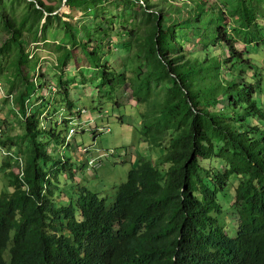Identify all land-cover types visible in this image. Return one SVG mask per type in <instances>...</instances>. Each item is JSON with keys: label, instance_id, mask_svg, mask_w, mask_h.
<instances>
[{"label": "trees", "instance_id": "16d2710c", "mask_svg": "<svg viewBox=\"0 0 264 264\" xmlns=\"http://www.w3.org/2000/svg\"><path fill=\"white\" fill-rule=\"evenodd\" d=\"M119 1L112 14L100 7V0H65L68 14L52 15L62 2L51 6L43 0H0V33L5 35L0 85L10 97L5 116L10 114L19 128L10 136L4 122L0 124V173L5 181L0 191V264H264V129L258 125L264 111L256 100L261 79L243 67V62L251 64L244 58L247 47L262 41L254 17L258 11L264 15V0L231 6L244 51L226 32L230 18L223 11L195 37L185 38L165 33L159 6L152 11L142 0ZM75 9L83 12L79 21H72ZM123 13L127 16L117 25L122 29L138 17L143 21L141 41L131 30L121 34L136 39L133 50L129 41L109 44L110 33L120 35L111 26ZM52 27L61 38L47 45ZM239 30L232 29L234 34ZM193 38H199L201 60H190L180 50L181 43ZM37 43L63 58L72 49L80 50L98 85L107 88L104 97L115 105L117 95L129 88L124 72L134 73L128 94L144 105L139 131L150 153L134 160L126 180L115 185L110 204L78 183L81 167L61 155L71 140L61 146L59 159H53L51 146L64 142L77 109L69 83L84 86L87 78L54 74L55 91L49 95L46 77H31L38 56L26 48ZM216 47L227 56L221 50L214 54ZM109 48L121 50L122 56L113 58ZM57 56L55 65L60 67L67 60L60 62ZM42 87L44 97L38 95ZM154 148L162 151L157 163L151 159ZM230 185L238 215L232 233L220 222L223 207L218 201Z\"/></svg>", "mask_w": 264, "mask_h": 264}, {"label": "rangeland", "instance_id": "374dc122", "mask_svg": "<svg viewBox=\"0 0 264 264\" xmlns=\"http://www.w3.org/2000/svg\"><path fill=\"white\" fill-rule=\"evenodd\" d=\"M47 5H55L58 1L62 0H43ZM97 4L100 7H104L107 11H110L112 14L117 12L118 4L122 3L119 0H100ZM145 4L148 3L152 11H155L156 6H159L158 10L161 14L162 25L167 27L165 33L174 35V32L177 36L183 35L185 38L188 35L195 37L196 32L204 27L205 24L209 23L210 20L220 17L219 11H223L224 16L229 17L226 19L225 30L229 35H233L236 38V46L240 47L244 51V44L241 43L240 31L238 23L234 18V14L231 13V6L240 4L241 0H142ZM190 7L186 8L184 4L190 2ZM214 3L217 7L216 11L212 12L214 7H209V4ZM16 5V4H14ZM182 5V6H181ZM18 9L21 6H16ZM205 8V10H203ZM223 8V10H222ZM137 7L134 8L136 10ZM147 9V8H146ZM212 11H211V10ZM218 11V12H217ZM68 14L67 7L60 6L53 14ZM83 12L79 9H75L73 12L72 21H79ZM46 15V14H44ZM198 15V16H197ZM124 16H127L125 13L118 15L116 19L118 21L114 22L111 28L118 27L120 20ZM197 16L198 21H195ZM66 18H63L65 20ZM255 23L259 28L258 34L262 36V41H258L257 45L254 47H247V53L244 58H249L251 62L250 65L243 62V67L247 74L257 77H260V87L256 93V100L259 107L264 111V15L262 11H258L255 14ZM66 21V20H65ZM143 21L138 17V19L130 21L125 29L118 27L120 35L116 38L114 33H110L109 44L113 47H116L117 44L124 41H129L131 50L136 46V39L133 37L122 36L125 30H131L134 32V38H139V41L145 35L144 26L141 24ZM48 32L46 37L47 45H56L59 43L61 38L60 32L53 30ZM239 30V33L234 34L232 31ZM252 35L256 34L254 29L251 30ZM26 35V34H25ZM5 39V35L0 33V44ZM198 39L193 38L190 43H181L180 50L187 56L188 59L192 60L196 58L201 60L203 51L198 46ZM25 41V40H24ZM63 43V42H62ZM38 45V46H35ZM258 46V47H257ZM38 47V48H35ZM69 47V45L67 46ZM111 56L115 58L116 56H122L123 52L121 50L111 49ZM135 50V49H134ZM214 54H219L222 52V57L227 56V51L223 49L215 48ZM221 50V52H220ZM26 51L30 53H35L38 56V59L35 64V73L31 76L33 79L39 74L43 75V79L50 83V87L47 89L49 95L51 92L55 91L53 81L56 79V75L59 72L62 77L74 78V80L79 79L80 75L87 78L83 83H69L68 91L70 99L72 100L74 107L77 108L74 110V115L72 117L73 122L70 126V131L67 132L64 142L56 141L53 142L51 146V151L53 152V159L57 160L60 157L58 151L62 152L61 146L66 147L68 142L71 140L72 145L64 149V152L61 155L65 158L73 159V165L76 167H81V170L76 174L77 181L79 184L86 186L90 190L97 192L100 196L106 197L107 204H110L113 201L115 194V185L126 180L127 171L133 163V158H139L143 156L148 158L150 151L147 149V144L140 138V118L139 111L143 109V104H136V100L130 98L129 88V78L134 76V73L131 71H125L124 75L126 76V86L129 88L124 89L121 94L117 95L119 103L115 105L113 101H107L104 97L106 92H103L106 87H100L98 85L99 80L94 74V71L90 68V63L86 62L85 59L81 57L80 50H70L66 53V56L63 58L62 53L58 54L46 47H43L41 43L30 44L26 48ZM53 52V53H52ZM58 55V56H57ZM56 56L60 62L63 60L64 64L60 67H57ZM89 66L88 68L86 66ZM251 66V67H250ZM226 71L223 67L222 72ZM89 78L90 76H92ZM225 75V73H224ZM73 76V77H72ZM255 78V77H253ZM76 82V81H75ZM1 84V83H0ZM46 90L44 87L38 92L39 96H45ZM102 94L103 97H99ZM38 96V97H39ZM33 97H36L35 95ZM101 98V99H100ZM6 99V101H5ZM10 97L5 96L3 88L0 85V124L4 122V129L14 136L19 133V128L17 127L16 120L9 114L5 116L6 113H9L7 110L11 107L9 104ZM221 101L224 102V99L221 98ZM38 102V99L35 100V103ZM227 102V100H226ZM101 108H97V107ZM63 108V105H62ZM78 110V112H76ZM98 110H101L102 114ZM218 110V109H217ZM44 114H39L40 118H43ZM63 117H59V121ZM247 120H249L247 118ZM258 125L261 129H264V118L258 120ZM96 127H102L100 131H96ZM82 129V130H81ZM92 131H95L92 132ZM95 134V135H94ZM155 153L151 158L153 162L157 163L158 158L161 155L162 151L160 148H154ZM7 154V151H4ZM4 154V155H6ZM71 154V155H70ZM2 154L0 153V158ZM97 157L95 159V165L92 168L88 167V159L90 157ZM79 159V160H75ZM132 158V160H131ZM97 168V169H96ZM96 169V170H95ZM18 171V168H15V172ZM3 176L0 173V191L5 187V181L1 177ZM85 176V177H84ZM82 179V180H81ZM236 180L232 181V184ZM72 185V183H71ZM70 185V186H71ZM69 187L68 191L71 194V190L74 187ZM232 198V185L226 190V194L219 193L218 201L223 207V213L220 216V222L223 226H226L227 232L232 233L238 225V215L234 210V206L231 204Z\"/></svg>", "mask_w": 264, "mask_h": 264}, {"label": "built area", "instance_id": "2783aa9c", "mask_svg": "<svg viewBox=\"0 0 264 264\" xmlns=\"http://www.w3.org/2000/svg\"><path fill=\"white\" fill-rule=\"evenodd\" d=\"M70 129H71V127L69 128V131H70ZM94 165H95V159L94 158H91L90 161H89V167H88V169L91 168V167H94Z\"/></svg>", "mask_w": 264, "mask_h": 264}, {"label": "water", "instance_id": "95a60500", "mask_svg": "<svg viewBox=\"0 0 264 264\" xmlns=\"http://www.w3.org/2000/svg\"><path fill=\"white\" fill-rule=\"evenodd\" d=\"M64 2H65V0H62V4H61V6L63 5Z\"/></svg>", "mask_w": 264, "mask_h": 264}, {"label": "crops", "instance_id": "0c3cea01", "mask_svg": "<svg viewBox=\"0 0 264 264\" xmlns=\"http://www.w3.org/2000/svg\"><path fill=\"white\" fill-rule=\"evenodd\" d=\"M136 158H133V160H135ZM131 160H132V158H131ZM134 162V161H133ZM77 179V178H76ZM78 180V179H77ZM82 180V179H81Z\"/></svg>", "mask_w": 264, "mask_h": 264}, {"label": "clouds", "instance_id": "9594fccd", "mask_svg": "<svg viewBox=\"0 0 264 264\" xmlns=\"http://www.w3.org/2000/svg\"><path fill=\"white\" fill-rule=\"evenodd\" d=\"M73 122V121H72ZM75 177V176H74ZM75 178H77V177H75Z\"/></svg>", "mask_w": 264, "mask_h": 264}]
</instances>
